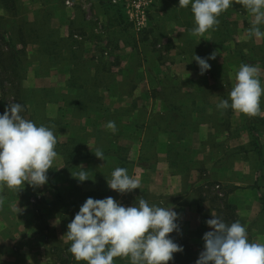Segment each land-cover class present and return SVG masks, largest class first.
<instances>
[{
  "label": "rangeland",
  "instance_id": "obj_1",
  "mask_svg": "<svg viewBox=\"0 0 264 264\" xmlns=\"http://www.w3.org/2000/svg\"><path fill=\"white\" fill-rule=\"evenodd\" d=\"M165 1L155 10L146 6V21L139 28L124 0H0V114L10 104L20 103L26 119L54 132L58 155L47 175L63 194L60 198L65 202L58 201L65 234L89 197H112L125 207L140 198L139 189L120 194L107 184L117 167L126 168L134 178L139 175V81L146 77L150 84L162 82L163 93L174 98L173 83H181L187 63L185 67L197 76L187 80L220 82L224 85L220 92L228 99L243 55L245 64L259 66L264 86V38H250L248 21L253 18L240 0H232L219 24L198 36L202 41L189 38L195 26L191 9L167 7ZM172 50L179 58L171 57ZM213 53L216 58L208 59L210 70L201 75L194 56L207 59ZM224 60L234 72L213 74ZM37 78L43 82H36ZM110 121L115 122V130L107 127ZM97 148L103 151V160L95 156ZM83 161L97 166L86 170L89 180L81 183L72 173L81 171L77 164ZM21 191L29 197V205L37 195L44 200L41 187ZM42 203L31 205L35 217ZM177 243L183 248L184 238ZM63 250L64 260L73 257L69 249ZM180 254H174L169 264H184L186 258H180L185 252ZM53 255L59 260V253ZM115 264L129 261L116 258Z\"/></svg>",
  "mask_w": 264,
  "mask_h": 264
},
{
  "label": "crops",
  "instance_id": "obj_2",
  "mask_svg": "<svg viewBox=\"0 0 264 264\" xmlns=\"http://www.w3.org/2000/svg\"><path fill=\"white\" fill-rule=\"evenodd\" d=\"M164 1L148 0L147 6L155 10ZM165 2L174 9H191L190 4L179 7L176 0ZM189 22V26L194 24L190 19ZM188 34L191 40L197 37L202 41ZM176 35L177 32L173 36ZM171 53L172 58H179L176 50ZM144 55L142 52L141 56ZM185 66L181 83H173L174 98L163 93L166 88L162 82L150 84L146 77L139 81L136 179L140 198L150 205L173 207L177 211L179 231L170 234V238L176 243L184 238L185 254L180 259L186 258L184 264H196L204 250L203 236L212 230L206 223L213 218L212 214L230 224L239 221L246 227L250 242L264 243V110L255 116L254 132L249 131L248 115L231 108L217 109L216 105L225 99L220 92L224 85L217 81L187 80L197 76L196 71ZM223 71L234 72L225 60L212 73ZM42 79L35 81L43 82ZM174 90L171 96L175 95ZM253 135L258 138L260 154ZM77 166L90 170L97 164L83 161ZM103 168L105 164L100 169ZM41 190L44 200L35 217L29 197L22 191L0 188V264H77L73 257L68 260L62 257L70 241L64 237L56 193L47 183ZM54 252L59 253V260Z\"/></svg>",
  "mask_w": 264,
  "mask_h": 264
},
{
  "label": "clouds",
  "instance_id": "obj_3",
  "mask_svg": "<svg viewBox=\"0 0 264 264\" xmlns=\"http://www.w3.org/2000/svg\"><path fill=\"white\" fill-rule=\"evenodd\" d=\"M242 7L253 18L248 33L250 38H264V0H240ZM191 5L195 26L192 35L203 36L219 24L220 15L231 7L232 0H179V7ZM194 56L201 75L210 70L208 59ZM257 65L241 64L235 74V83L217 105L218 110L231 108L236 113L256 116L261 112L264 86ZM24 106L12 103L0 114V188L21 191L25 184L38 188L48 181L58 153L57 138L52 129L37 125L21 113ZM108 128L115 130V122ZM95 156L103 160L104 153L97 148ZM73 177L88 181L83 166ZM110 190L120 194L140 188L136 178L126 168H115L107 178ZM207 220L212 229L204 234V250L196 264H264V243L250 242L247 229L239 221L226 223L213 215ZM179 215L173 207L149 204L138 198L133 206L125 207L112 197H89L68 224L64 237L71 241L69 252L75 261L85 264H115L116 258L129 264H169L174 254L183 252L170 234L179 231Z\"/></svg>",
  "mask_w": 264,
  "mask_h": 264
},
{
  "label": "built area",
  "instance_id": "obj_4",
  "mask_svg": "<svg viewBox=\"0 0 264 264\" xmlns=\"http://www.w3.org/2000/svg\"><path fill=\"white\" fill-rule=\"evenodd\" d=\"M126 7L128 9H131L135 15L132 16V19L136 20L137 24L139 25V28L144 26V23L146 21L145 17V11L147 2L146 0H124ZM43 197L41 195H37L33 197L30 200V204L33 207H38L40 203H42Z\"/></svg>",
  "mask_w": 264,
  "mask_h": 264
},
{
  "label": "trees",
  "instance_id": "obj_5",
  "mask_svg": "<svg viewBox=\"0 0 264 264\" xmlns=\"http://www.w3.org/2000/svg\"><path fill=\"white\" fill-rule=\"evenodd\" d=\"M227 20L224 22V25L226 24V26H227ZM13 52V56L15 55V51H12ZM241 62L243 63V64H245V57L242 55L241 57ZM262 62H264V60H262ZM248 119H249V122H248V129H249V131H251V132H254V130H253V126L255 125V123H256V117L255 116H248ZM253 137V140H254V142H255V146H256V150L258 151V154H260V145H259V142H258V138H256V136L255 135H253L252 136ZM47 184L50 186V188L52 189V190H54L55 191V193H56V198L60 201V202H62V199L60 198V194H59V192H58V190L54 187V185H53V183H52V181L50 180V177L48 176V181H47Z\"/></svg>",
  "mask_w": 264,
  "mask_h": 264
}]
</instances>
